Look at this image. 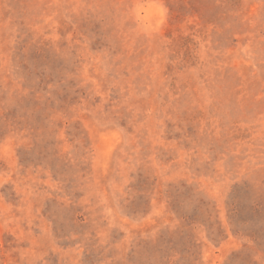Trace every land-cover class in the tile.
<instances>
[{
	"label": "rangeland",
	"instance_id": "1",
	"mask_svg": "<svg viewBox=\"0 0 264 264\" xmlns=\"http://www.w3.org/2000/svg\"><path fill=\"white\" fill-rule=\"evenodd\" d=\"M0 264H264V0H0Z\"/></svg>",
	"mask_w": 264,
	"mask_h": 264
}]
</instances>
